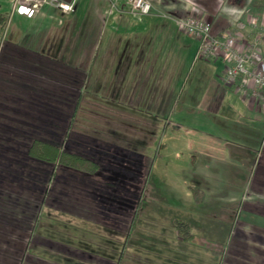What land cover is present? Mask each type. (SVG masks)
<instances>
[{
	"label": "crops",
	"instance_id": "obj_1",
	"mask_svg": "<svg viewBox=\"0 0 264 264\" xmlns=\"http://www.w3.org/2000/svg\"><path fill=\"white\" fill-rule=\"evenodd\" d=\"M94 1L88 0L92 6ZM100 1H107L103 11V29L99 33L97 27L90 25L86 29L89 30L86 34L90 36L87 39L81 38L80 34L77 41V21L71 28L73 37L76 35L72 42L54 41L43 48L42 44L25 48L6 40L0 47V129L9 130L16 137L3 141L16 143V148L22 150L25 148V152L11 150L16 156L13 160L8 159L12 173L0 179L2 264H60V258L67 259L65 264H115L108 260L120 258L117 264H123L128 248L124 242L133 238L148 239L139 230L134 235L138 229L137 222L134 223L135 215L141 210H152L162 186L173 187L174 192L182 196L180 185L177 188L169 183V179L178 178L181 172L175 175L174 168L163 172L167 176L164 179L169 180L165 182L161 172L156 171L160 160L164 165L166 161L170 163L173 160L172 145L161 146L156 139L150 138L149 129H144L147 126L157 130L156 124H163L165 132L162 137L165 133L171 142H177L179 134L183 133L181 140L185 142L180 145L188 149L185 140L188 135L184 132L195 131L178 125L170 117L165 118L175 112L180 116L194 113L207 116L202 120L206 123L210 121L211 125L207 126L209 132L216 130L219 137L198 132L195 138H190L196 145L206 147L204 152L208 151L202 162L204 169L212 172L220 162L219 156L227 155L233 193L243 195L244 209L264 216V199L259 200L264 196V90L254 97L255 90L249 85L246 93L242 94L236 91L235 86L222 82L223 72L230 65L226 58L221 55L212 61L197 58L198 42L181 32L177 24L178 20L197 16L199 11L187 5L190 0H148L152 11L143 18L130 13L128 0ZM222 1L208 0L207 6L202 3L205 11L198 16L203 19L204 16L217 15L213 25L218 28H213L214 35L238 28L239 22L246 17L257 19L259 24L264 22V8L258 3L250 12L252 0ZM27 4L21 6L31 8V4ZM238 4L243 5L240 10L234 7ZM53 11L67 17L65 12ZM95 13L99 14L98 11ZM16 14L24 18L43 17L37 10L33 16L22 15L17 8L10 11V17ZM255 34L256 30L251 28L244 30V40L248 43ZM45 51L49 55H44ZM260 52L264 56V45ZM96 63L108 70H93L92 66ZM195 69L194 82L189 84ZM90 74L105 75L103 80L99 77L101 84L90 98L97 94L114 97L115 104L110 106H114L115 113L108 115L141 116L145 113L153 115L150 118L152 125L135 121L137 124L132 127L136 131L128 134L129 126L119 130L117 122L109 123L108 110L104 112L100 106L83 101L86 98L84 85ZM111 74L116 75L112 81ZM112 82L115 87L111 91L108 84ZM177 97L185 102L181 105L182 109L176 111ZM64 114L69 115L71 120L67 125L61 122ZM160 116L164 119L160 120ZM192 118L201 119L199 116ZM7 120L11 123H6ZM14 122H18L21 128L14 127ZM99 129L105 137H97ZM136 132L139 134H134ZM229 133L233 134L230 136L234 140L221 137H227ZM34 140L88 159L97 164L98 170L88 174L33 159L29 157L28 149ZM234 142L243 148L234 145ZM168 144L170 147L167 149ZM256 149L257 152H254ZM7 150L3 149L4 152ZM191 150L188 151L192 153ZM185 163L189 166L188 162ZM212 174L217 177V174ZM141 195L145 197L141 198ZM257 196L259 201L255 202L253 197ZM248 199L253 201L248 202ZM70 205L73 211L64 209ZM126 209L130 218L125 217L123 211ZM48 210L59 211V216L51 220ZM74 211L82 213L77 216ZM66 215L81 217V220L87 221L82 223L86 227L94 225L114 229L120 234L116 235L120 236L116 237L119 240H108L104 236L99 239L103 248L113 251L104 254L105 257L91 254V248H88L91 246L86 247L81 240L86 233L62 220ZM54 232L62 235V240L55 242ZM87 234L92 235L88 231ZM118 243H122L120 250H117ZM118 253H121L120 257ZM45 254L50 259L45 258Z\"/></svg>",
	"mask_w": 264,
	"mask_h": 264
},
{
	"label": "rangeland",
	"instance_id": "obj_2",
	"mask_svg": "<svg viewBox=\"0 0 264 264\" xmlns=\"http://www.w3.org/2000/svg\"><path fill=\"white\" fill-rule=\"evenodd\" d=\"M62 1L65 2L64 0ZM26 2V0H0V12L5 14L6 16L5 27L2 33H0V47L3 43L6 42V40L7 42L16 43L25 48H32L38 44H42L43 48L45 45L49 46V44L53 43L54 41L56 43L72 42L75 39L76 35L75 37H73L71 28L74 23H77V21L79 24H76L77 41L80 34L81 38L86 37L87 39L88 37H90L88 34H86L89 31H87L86 29L90 25L91 27H97L98 32H101L103 29V23L105 21V18L103 17V11L107 6V1L103 3L100 0H95L94 6H92L91 3L89 4L88 0H75L74 6H76V10L74 9L73 12H67V17H65L57 15V13L53 11V9L56 11H60L54 6V0H36L33 4L30 5V7L35 5L37 12L43 17L38 16L35 18H24L18 16L17 14L13 17H10V11H14L15 8H17L18 10L21 5H28V2ZM207 2L208 0L188 1L187 5L189 4L192 8H195L199 12L195 17L184 18L203 20L211 27L213 33V28L215 30L216 28H218L217 25H213L214 16L217 15L204 16L203 19L198 17L199 13L204 14L205 11L202 3L207 6ZM222 2H224V0ZM208 4H211V2H209ZM256 4V0L251 1L249 5L250 12H253ZM242 6V4H238L234 7H237L240 10L239 7ZM6 11L8 12L5 13ZM97 11L99 13L98 15L95 13ZM86 13L89 14H87L86 16ZM217 13H219V11H217ZM246 14L249 13L247 12ZM223 19L225 20L224 17ZM181 32H183V30H181ZM186 36L191 38L188 35ZM191 39L197 41L194 38ZM43 53L44 55H49L47 51ZM103 59H106V57L99 58V60ZM107 59L109 58L107 57ZM92 67L95 71H102L103 69L108 70V68H100L101 66H99L97 63ZM113 69L114 68H111V70ZM195 72L196 69L193 72V75L190 77L189 84H192L194 82ZM189 75L190 73H188L187 77H189ZM104 76L105 75L99 76V74H90L87 77L86 85H84L86 93V95L84 94V96L86 98L83 99V101L88 104L92 103L93 105L100 106V109L104 112L108 110L107 118L110 120L108 122L113 124L117 122L118 124L116 123V125L118 126L119 130L121 128H128L129 126L127 131L128 134H130V131H136V129H133L132 127V125L137 124L135 123V121H145L148 124L150 123L151 126V123L153 122L150 120V118H152L153 115L149 116L145 115V113L141 116L125 115L120 117L118 115H108H114L115 113L114 106H110L111 104H115L114 97H108L106 94H97L96 97L90 98L91 94L94 93L97 86L101 84L99 80H103ZM115 76L116 75L111 74V81L114 80ZM102 85L104 86L103 83ZM114 87L115 85L113 84V82L111 84H108V90L111 88L112 91ZM190 88L191 87L189 86L188 91L190 90ZM16 90L19 89L16 88ZM184 102V99L182 100L177 97V106L175 108L176 111L182 109L181 105ZM100 109L98 110V112H101ZM194 114H192L191 116H180L175 112L173 114H170V116H165V118L167 119L170 117L173 122L177 121L178 125H182L184 128H190L191 130L195 131L194 133L184 132V135H188V138L185 139L188 142L186 145L189 146L188 149L182 148L180 145L181 142H185L181 140L183 138V133L179 134V138L176 139L177 142H173V140L171 142L168 140L169 138H166L165 133L162 137V133L165 132L163 124H156L157 130H151V128L147 126L144 128L145 130L149 129L150 138L152 140L156 139V143L160 142L162 144L161 146L165 145V148L167 143H170L172 145L171 148L173 151V160L170 163H166V161V165H164V162L160 160L157 164L156 171L161 172L160 176L162 177V180L164 178H167V176L165 177V174H163V172L169 171V169L171 168H174L173 170L175 171V175L181 172L178 178H168L170 180L168 181L169 183H173V186H176L177 188L180 185L182 196L174 192L173 187L169 188L167 186H162L159 190V196L156 198L155 206L151 208L152 210H141L138 215H135L134 223L137 222L136 227L138 229L136 230L134 235L136 236L139 230L142 234L148 236V239L140 240L133 238L132 240L129 239V242L125 241L126 243L124 242V246H128V248L127 251L124 249V252L126 251V258L124 259L123 264H264V216H260L254 213L251 214L248 209H244V201L242 199L243 195L233 193L234 188L230 187L231 179L228 174L230 159L227 155L219 156L220 162L218 163V166L216 165L217 168H214V170H212L215 176L217 174V177L212 176V172L204 169L202 162L204 161L203 158H206L208 156V151L204 152L206 150V147L196 145L195 142L190 138H195L198 132H204L217 138L219 137V135L216 130H210L211 132H209L207 126L211 125L210 121L208 123L203 121L207 118V116L205 118V115ZM192 116H199L201 119L195 120L192 118ZM14 117L16 119L20 118L19 116ZM94 118L96 117L94 116ZM159 119H164V116H160ZM61 122H63V125H67L68 122H71V120H69V115L64 114ZM6 123L11 122L7 120ZM101 124L99 123V125ZM12 125L14 127L21 128L18 122H14L12 123ZM159 129L162 130L158 131ZM177 130L181 132L179 129ZM101 131L102 130L99 129V132L96 134L97 137L104 136L102 134L103 131ZM76 132L79 133L80 131L77 130ZM92 133L93 132H91V134ZM134 134H139V132H136ZM0 135L1 179L2 176L5 177L12 173L9 170L10 168H12V166L9 164L8 159L13 160L16 158V156L15 153H13V151L11 150L19 149L20 151L25 152V148L22 150V148H16V143L3 141L8 138L16 139V137L11 134L9 130L0 129ZM230 135L233 134L229 133L227 137L226 135L221 137L228 140H234V137ZM19 138L20 140L17 139V141L19 140L21 142L22 138ZM238 141L239 140L237 139L236 142ZM170 144L167 145V149L170 147ZM233 144L239 146L235 144V142ZM239 147L243 148L242 146ZM3 149H9L10 151L7 150L4 152ZM189 149H192V153L188 151ZM254 152H257V149ZM185 162H188L189 166H186L187 163ZM199 162L201 163L199 164ZM55 165L57 166L60 164L58 161H56ZM167 165L169 167H167ZM198 166L199 169L195 170V168H197ZM164 180L165 182H168L167 179ZM202 183L204 186L200 187ZM235 187L238 188V186ZM236 192H238V189L235 190V193ZM143 196L145 197V195H141V198H143ZM6 198L9 197L6 196ZM253 198L256 202L264 199V196L262 198H259V196H257V198ZM258 198L259 200H257ZM163 201L166 205L163 203ZM247 201L249 202L253 200L248 199ZM69 207H72V205L68 207L65 206L64 209L73 211ZM58 212L54 210H48L47 213L50 214L48 215V217L50 219L56 218L57 216H59ZM123 212L125 214V217L130 218L127 209ZM60 213L64 214V212ZM74 213L78 216L80 213H82V211H74ZM68 219H70V221ZM62 220H64L65 222H69L70 225L72 224L71 227L78 229L82 233H86L85 235L87 237H81V240H83V242L86 244V247L87 245L91 246L88 248H91L90 253L93 255H100L101 257H105L106 255L104 254L113 251L109 250L107 247L103 248L102 241H99V239H102V236L112 241H117L119 239H116V237H120L116 236L120 234H117L114 229H105L94 225L93 227L83 226V224L87 223V221L81 220V217L76 218L74 216L66 215ZM178 222L186 225L187 228L184 227L183 232H178L176 230L175 226ZM186 229L188 231H186ZM87 231L92 235L90 236L89 234H87ZM186 233L188 235H186ZM55 235L56 233L54 232L53 236ZM123 235H126V233H124ZM61 236L62 235L57 234L55 240H53L55 242H59L58 240H62ZM121 244L122 243H118L119 248L117 250H120V247L122 246ZM69 246H71V244ZM39 254L40 253H38V255ZM47 255L49 256L51 254L47 253ZM47 255L45 254V258H47ZM120 256L121 253H118V257ZM60 259V264L67 263L65 261L67 259ZM119 259L120 258H116L115 260L109 259L108 261H111L113 263L115 262V264H117L119 262ZM2 262L3 259H0L1 264ZM40 264L46 263L40 262Z\"/></svg>",
	"mask_w": 264,
	"mask_h": 264
},
{
	"label": "built area",
	"instance_id": "obj_3",
	"mask_svg": "<svg viewBox=\"0 0 264 264\" xmlns=\"http://www.w3.org/2000/svg\"><path fill=\"white\" fill-rule=\"evenodd\" d=\"M33 4L36 0H26ZM55 7L65 13L74 11L75 0L63 2L54 0ZM127 5L132 15L143 18L152 11L148 0H128ZM36 6H20L18 13L33 16ZM241 19V18H240ZM178 27L183 32L197 40L199 47L197 58L214 60L221 55L230 65L222 75V82L227 86H235L236 91L245 94L249 85L255 90L252 96L258 97V92L264 90V56L260 52L264 45V22L258 23L255 18H244L239 22V27L224 31L219 35L212 33L211 27L203 20L194 18L177 21ZM251 28L256 34L251 41L244 40V30Z\"/></svg>",
	"mask_w": 264,
	"mask_h": 264
},
{
	"label": "trees",
	"instance_id": "obj_4",
	"mask_svg": "<svg viewBox=\"0 0 264 264\" xmlns=\"http://www.w3.org/2000/svg\"><path fill=\"white\" fill-rule=\"evenodd\" d=\"M257 3L259 7L264 8V0H259V2L257 1ZM5 24H6V16L0 12V33H2ZM28 155L33 159L48 163H55L56 161H58L59 164L62 166L72 168L88 174H94L98 170V166L96 163L88 159H85L81 156L62 151L60 148L40 140L33 141V143L28 149ZM184 227H186V225L180 222L176 223L175 226L178 232H183ZM186 231L188 230L186 229ZM186 235L188 234L186 233Z\"/></svg>",
	"mask_w": 264,
	"mask_h": 264
}]
</instances>
